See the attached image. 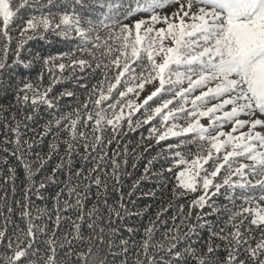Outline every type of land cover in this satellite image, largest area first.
I'll use <instances>...</instances> for the list:
<instances>
[{
    "label": "snow or ice",
    "instance_id": "6c2138e0",
    "mask_svg": "<svg viewBox=\"0 0 264 264\" xmlns=\"http://www.w3.org/2000/svg\"><path fill=\"white\" fill-rule=\"evenodd\" d=\"M33 41L68 48L45 53L29 47ZM0 53V99L11 97L0 103V152L4 184L12 183L11 196L0 189V264H109L108 256L111 264H264V0H0ZM98 74L87 97L62 110L63 98H79L68 89L53 94L54 86L75 80L87 89L79 81ZM42 110L49 118L29 129L39 141L25 139L18 116L33 121ZM145 126L143 150L154 140L159 151L129 200L149 179L194 198L187 217L180 205V224L174 214L168 226L161 206L139 240L117 243L127 218L149 208L133 211L117 187L131 144L123 141ZM48 137L47 152L34 151ZM51 185L58 190L45 197ZM221 195L228 216L215 230L207 217L220 212ZM17 209L23 226L13 220ZM62 225L69 227L61 232ZM198 227L209 229L208 240L192 239Z\"/></svg>",
    "mask_w": 264,
    "mask_h": 264
},
{
    "label": "trees",
    "instance_id": "16d2710c",
    "mask_svg": "<svg viewBox=\"0 0 264 264\" xmlns=\"http://www.w3.org/2000/svg\"><path fill=\"white\" fill-rule=\"evenodd\" d=\"M85 3H91V0H85ZM77 11H81L79 8H77ZM89 14H91L92 10H86ZM100 35L103 37L105 36V32L101 31ZM29 47L32 49L36 50H42L45 53H55L57 51H65L68 48V45L61 44V43H53L51 45L43 42H30ZM2 55V53H0ZM39 71V66H37L36 69L33 70V74ZM58 73V70H56ZM67 73H65L66 75ZM102 77L98 74L95 79L91 80H81L79 83H86L88 85L87 89L80 88L77 81L75 80H63L59 83H57L54 88H53V94H58L59 92L68 89L72 90L76 93L77 98H68L65 97L60 101V105L62 110L68 111L69 106L75 107L78 105L80 101L85 99L89 93V91L92 88V85L97 83L98 80H100ZM51 79V76L49 73L45 72L44 74V81L42 87L46 88L49 84V80ZM143 96H141V99ZM11 99V97L7 99H0V103H7L8 100ZM49 117L47 116V113L42 110V114L40 116H36L33 121H24L22 116H18V119L22 120L21 124V131L24 134L25 139H31L35 137L37 141H39V136L37 135L36 131H29V129H38L42 124L48 119ZM26 125V127H25ZM3 129L0 127V132H2ZM141 133H143L144 136L148 135L147 132V126L144 128L134 132V133H129V135L124 139L123 143L127 144L129 141H131V144L129 145V152H128V164L125 169V167L121 166V172H122V177H121V183L117 185L121 189V191L124 194V202L127 204V206L132 209L133 211L139 212L141 209H144L145 206H149L148 210L143 213V215H135L127 218V220L124 222V224L120 227L119 232L117 233V236L115 237L116 242L119 243L120 238L128 239L131 244V240H139L140 236L143 232V227L148 224V221L150 219H155L157 211L160 210L161 206L165 207L168 209L162 217V219L168 220V226L172 225V220L171 216L176 215L178 219L176 220L177 224H180V215H181V208L180 205H184L183 209V214L185 217H187L188 212H189V204L193 196L185 197V198H177L172 195L171 188H172V183L169 182L167 188H163L160 183L156 179H149L147 181H144L141 183L139 188L135 190L134 195L131 197V200L137 201L136 206L133 207L131 200H129L127 193L129 191H133L132 185L133 183L139 179L140 175L143 173V168L144 165L147 163L148 159L151 156L156 155V153L159 151V148L156 146L155 141L153 140L152 143V148L145 152L143 150L144 147H146V143L144 141H141ZM3 139V136L0 135V140ZM51 140V137H48L45 139L43 144L37 143L36 148L34 151H42V152H47V144ZM139 145V146H138ZM2 147V145H0ZM115 147V145H113ZM133 149H135V152H133ZM121 150H123V144L121 145ZM6 155L3 152H0V189H3L6 187L9 191V195L11 196V188H12V183L9 182L7 185L4 184V177L8 175L7 172V167L8 165L3 164V157ZM61 155H63V152H61ZM9 163L13 166H15V160L12 157H9ZM59 163V158L54 157L51 163L48 165V167L45 169L46 172L50 173V170L55 164ZM81 161H79V158L77 159L76 166L79 167ZM136 164V167L133 168L132 165ZM157 169L159 168V165L156 166ZM63 175L58 177V179H63ZM37 180L40 179L38 176L36 178ZM171 179V178H170ZM23 180V171L20 168H17V180H16V187H17V198H20L23 192V187L24 185L21 183ZM150 189H153L156 191V195L154 197H143L141 195L142 192L148 191ZM58 190L56 185H51L48 190L44 193L45 197H50L55 194V192ZM93 192H95V189H93ZM0 195H3V191H0ZM95 199V197H93ZM32 200L37 203L43 205L45 201H38L36 200L35 196L32 197ZM119 200V193H116L111 190V183H110V190H109V203H116ZM47 203L51 207V200H47ZM215 203L217 204L218 207H220V212L218 214H213L207 219L211 221L213 227L215 230H218L220 226H223L224 222L227 219L228 216V211L225 209L223 206L227 204L228 202L225 201L224 197L218 196L216 197ZM91 204V201L89 202ZM171 205V207H169ZM15 207V205H13ZM230 208L231 205H228ZM18 209L16 212L13 214V220L17 223L22 222L19 221L18 219ZM192 216H191V223L192 224H197V219H196V213L200 211L198 208L192 209ZM205 211H210V209H205ZM5 214H6V209H5ZM188 221L185 220V225H181L182 231H186V225ZM4 226V220L3 218H0V228ZM68 225H62L61 232H64L68 229ZM131 227L134 229H137V232L135 234H131L126 231V228ZM158 227H162V225H158ZM9 232L12 231V226H8ZM85 235H87V230L85 228ZM193 240L200 239L201 241H205L209 239V229L208 228H199L197 229V234L192 237ZM215 243H220L219 240H216ZM199 246V245H197ZM3 249L0 248V251ZM86 250V246L85 249ZM107 252V246H104V251L101 252V256H104ZM109 264H111L112 257L108 256L107 257ZM129 264H132L131 259L129 260Z\"/></svg>",
    "mask_w": 264,
    "mask_h": 264
},
{
    "label": "rangeland",
    "instance_id": "374dc122",
    "mask_svg": "<svg viewBox=\"0 0 264 264\" xmlns=\"http://www.w3.org/2000/svg\"><path fill=\"white\" fill-rule=\"evenodd\" d=\"M143 96V95H142Z\"/></svg>",
    "mask_w": 264,
    "mask_h": 264
}]
</instances>
